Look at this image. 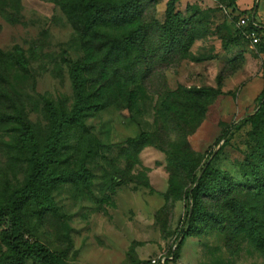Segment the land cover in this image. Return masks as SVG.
Segmentation results:
<instances>
[{
    "label": "rangeland",
    "instance_id": "rangeland-1",
    "mask_svg": "<svg viewBox=\"0 0 264 264\" xmlns=\"http://www.w3.org/2000/svg\"><path fill=\"white\" fill-rule=\"evenodd\" d=\"M83 1L0 0V113H19L43 143L49 103L61 110L72 105L69 70L76 61L88 64L87 90L106 104L69 132L58 155V169L86 167L89 185L55 187L52 211L25 207L24 237L67 264H145L168 253L185 228L191 172L181 160L201 165L217 149L222 128L252 112L264 88V0H179L176 10L193 36L187 54L161 57L159 41L151 38L145 62L115 68L102 63L100 34L67 14ZM166 2L145 0L140 23H162ZM240 16H253L261 26L255 38L236 25ZM16 46L25 69L13 59ZM20 128L0 119V203L23 187L29 173L28 155L17 146ZM142 132L150 141L135 151L129 141ZM258 146L244 126L213 163L239 183L241 163L256 161ZM235 191L246 208L264 214V192ZM204 205L216 220L197 223L169 264H264L221 200L204 199Z\"/></svg>",
    "mask_w": 264,
    "mask_h": 264
},
{
    "label": "trees",
    "instance_id": "trees-1",
    "mask_svg": "<svg viewBox=\"0 0 264 264\" xmlns=\"http://www.w3.org/2000/svg\"><path fill=\"white\" fill-rule=\"evenodd\" d=\"M144 1L84 0L77 9H71L67 14L75 25H80L89 33L100 34L104 45L101 60L108 66L115 68L124 61L133 64L145 62L149 55L148 43L151 38L159 41L161 57L177 53L186 55L193 36L189 22L176 10L179 0H167L164 21L149 25L140 23ZM252 20L256 22L252 16L248 25L241 28L248 32L252 29L258 32L261 26L253 27ZM121 29L126 31L117 35ZM13 59L21 68H26L21 58V49L17 46ZM87 71V63L80 61L72 63L69 70L72 105L69 109L61 110L49 103L50 130L43 143L36 140L19 113L14 117L0 113V119L14 120L21 124L17 146L28 155L29 163V173L23 187L15 190L0 203V244L4 247V251L0 252V264H25L29 259L36 264H67L40 241L24 237L26 227L24 210L33 203L41 205L43 211H52L55 205L51 192L55 187L61 184L90 183V172L86 167L58 169L57 166L58 155L65 146L69 132L83 127L88 114L98 112L106 106L88 92ZM254 102L252 112L236 123L222 128L216 140L217 149L210 152L201 165L194 164L192 160H181L183 167L191 172V186L185 192V198L191 205L187 209L185 228L181 231L173 251L172 262L177 260L185 238L197 223L216 220L215 215L205 208L204 199L221 200L227 217L245 228L249 240L264 256V214L246 208L235 194L236 188H249L258 194L264 192V175L259 172V161L264 162V88ZM244 126L250 127V135L259 144L257 160L254 162L250 157L244 158L241 163L244 166L243 176L239 183H234L231 177L217 168L213 162L228 145L233 133ZM149 141L150 135L142 132L129 143L138 151Z\"/></svg>",
    "mask_w": 264,
    "mask_h": 264
},
{
    "label": "built area",
    "instance_id": "built-area-1",
    "mask_svg": "<svg viewBox=\"0 0 264 264\" xmlns=\"http://www.w3.org/2000/svg\"><path fill=\"white\" fill-rule=\"evenodd\" d=\"M248 23H249V18L246 16H240L236 20V25L238 27H246L248 25ZM252 25H253V27H256V28L259 27V24H257V22H254L253 20H252ZM248 35L252 38H255L256 37V31L252 29L248 32ZM176 244H177V242L171 246L170 251H168V253L159 254L155 257L149 258L147 260L146 264H169L170 262H172L173 251L176 248Z\"/></svg>",
    "mask_w": 264,
    "mask_h": 264
}]
</instances>
